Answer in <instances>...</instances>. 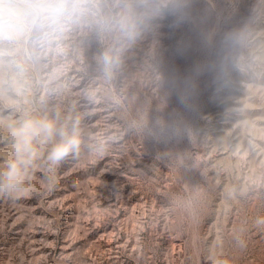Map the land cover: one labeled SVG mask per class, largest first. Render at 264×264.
<instances>
[{"label": "rangeland", "instance_id": "1", "mask_svg": "<svg viewBox=\"0 0 264 264\" xmlns=\"http://www.w3.org/2000/svg\"><path fill=\"white\" fill-rule=\"evenodd\" d=\"M121 45L84 26L23 73L0 57V154L26 113L81 139L54 187L0 198V264H264V0H189Z\"/></svg>", "mask_w": 264, "mask_h": 264}, {"label": "clouds", "instance_id": "2", "mask_svg": "<svg viewBox=\"0 0 264 264\" xmlns=\"http://www.w3.org/2000/svg\"><path fill=\"white\" fill-rule=\"evenodd\" d=\"M188 4L189 0H120L111 6L100 0H0V57L10 58L6 63L23 73L29 62L59 51L68 35L84 26H95L101 39L116 29L123 47L165 19L172 18L173 25L183 22ZM113 8L119 11L113 14ZM99 61L108 70L119 64L118 54L109 48ZM2 130L9 143L0 154V198L31 197L38 185L51 189L59 169L79 160L77 129L58 126L47 115L26 113ZM253 224L264 228V217L255 218ZM238 243L243 246V237Z\"/></svg>", "mask_w": 264, "mask_h": 264}]
</instances>
